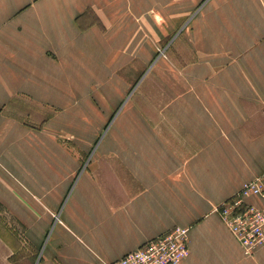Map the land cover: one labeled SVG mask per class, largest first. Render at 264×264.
<instances>
[{
    "label": "crops",
    "instance_id": "1",
    "mask_svg": "<svg viewBox=\"0 0 264 264\" xmlns=\"http://www.w3.org/2000/svg\"><path fill=\"white\" fill-rule=\"evenodd\" d=\"M259 177L264 0H0V264H105L174 226L180 264H264L216 212Z\"/></svg>",
    "mask_w": 264,
    "mask_h": 264
},
{
    "label": "built area",
    "instance_id": "2",
    "mask_svg": "<svg viewBox=\"0 0 264 264\" xmlns=\"http://www.w3.org/2000/svg\"><path fill=\"white\" fill-rule=\"evenodd\" d=\"M249 197L258 198V204L248 202ZM216 212L240 244L244 256H251L264 245V178L245 182ZM187 238L188 228L174 226L162 236L105 264H180L188 254Z\"/></svg>",
    "mask_w": 264,
    "mask_h": 264
},
{
    "label": "rangeland",
    "instance_id": "3",
    "mask_svg": "<svg viewBox=\"0 0 264 264\" xmlns=\"http://www.w3.org/2000/svg\"><path fill=\"white\" fill-rule=\"evenodd\" d=\"M160 50H162L161 52L164 53V49H160ZM158 52H160V51L158 50ZM160 54H161V53H160ZM14 113H15V112H14ZM15 115H17V114L15 113ZM18 115H19V114H18ZM19 117H21L22 119H24V114L19 115ZM24 120H25V121H28L27 118H25Z\"/></svg>",
    "mask_w": 264,
    "mask_h": 264
}]
</instances>
